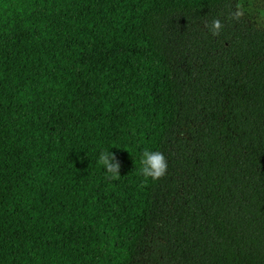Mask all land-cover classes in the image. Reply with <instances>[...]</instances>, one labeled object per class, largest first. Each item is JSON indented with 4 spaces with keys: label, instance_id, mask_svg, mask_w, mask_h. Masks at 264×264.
Here are the masks:
<instances>
[{
    "label": "trees",
    "instance_id": "obj_1",
    "mask_svg": "<svg viewBox=\"0 0 264 264\" xmlns=\"http://www.w3.org/2000/svg\"><path fill=\"white\" fill-rule=\"evenodd\" d=\"M0 264H264V0H0Z\"/></svg>",
    "mask_w": 264,
    "mask_h": 264
},
{
    "label": "clouds",
    "instance_id": "obj_2",
    "mask_svg": "<svg viewBox=\"0 0 264 264\" xmlns=\"http://www.w3.org/2000/svg\"><path fill=\"white\" fill-rule=\"evenodd\" d=\"M244 15V11L240 5H237L236 10L231 12L229 19L239 20ZM208 27L209 31L213 36L220 34L223 28V24L218 18H214L210 25H205ZM98 164L102 166L105 170L109 179L116 180L119 179L120 174V163L116 159L115 154L110 151L101 152ZM140 174L145 177V179L150 178L155 181L161 179L167 172V159L164 154L160 151H151L145 149L142 152L140 159Z\"/></svg>",
    "mask_w": 264,
    "mask_h": 264
}]
</instances>
